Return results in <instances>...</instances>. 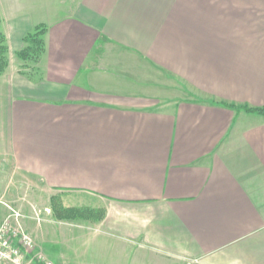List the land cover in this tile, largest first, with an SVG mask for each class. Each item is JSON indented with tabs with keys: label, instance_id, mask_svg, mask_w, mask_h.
Returning <instances> with one entry per match:
<instances>
[{
	"label": "crops",
	"instance_id": "1",
	"mask_svg": "<svg viewBox=\"0 0 264 264\" xmlns=\"http://www.w3.org/2000/svg\"><path fill=\"white\" fill-rule=\"evenodd\" d=\"M0 16V224L33 183L90 212L54 216L76 241L44 244L69 251L54 264H264V0H0Z\"/></svg>",
	"mask_w": 264,
	"mask_h": 264
},
{
	"label": "rangeland",
	"instance_id": "2",
	"mask_svg": "<svg viewBox=\"0 0 264 264\" xmlns=\"http://www.w3.org/2000/svg\"><path fill=\"white\" fill-rule=\"evenodd\" d=\"M4 33V32H3ZM5 35V34H4ZM26 47V45H25ZM24 47V48H25ZM23 50V49H22ZM20 62L24 63V67H33L35 64L34 61H23L18 56L16 58ZM32 78L34 75H30ZM32 188L29 190L31 194H35L34 190H39V197H37V200L35 203H25V202H15L13 203V207L16 208V211H19L22 216L23 220L22 225L27 233H29L34 240L35 249L29 254L28 259L31 261V264H42L39 262H70V253L68 250H63L59 252L60 259L57 260L49 258L48 254H54V249H50V246L46 248V251H44V244L46 242L48 245H54L56 242L60 244H65L67 247H71L72 244L76 243L75 240H72L71 235L69 236H63L62 235V229H70V227L73 225L70 222H64V223H58L55 220L53 212L46 209V207H50L52 205L51 202H49V192H46L41 189L42 186L36 187L35 184L30 185ZM59 201H61V204H63L62 200L59 198ZM5 206V204H3ZM2 205V206H3ZM35 207L36 209L33 210L32 208ZM8 208V207H7ZM11 208L8 209L7 216L11 213ZM6 216V217H7ZM5 217V218H6ZM58 226L59 234L55 235L54 230H56L55 226ZM82 243V242H81ZM92 255V256H91ZM113 256V252L111 254ZM64 256V257H62ZM40 257L43 258V260L39 259ZM36 262V263H34ZM84 262H90L92 264H98L99 262H119L118 260H113V257L108 256L105 259H99L93 257V252H90V257L85 259ZM121 262H124L121 261ZM125 262H133L131 261H125Z\"/></svg>",
	"mask_w": 264,
	"mask_h": 264
},
{
	"label": "built area",
	"instance_id": "3",
	"mask_svg": "<svg viewBox=\"0 0 264 264\" xmlns=\"http://www.w3.org/2000/svg\"><path fill=\"white\" fill-rule=\"evenodd\" d=\"M19 211L11 213L0 224V264H31L28 256L35 249L33 237L22 225ZM39 259L43 260L42 257ZM54 264L53 262H39Z\"/></svg>",
	"mask_w": 264,
	"mask_h": 264
},
{
	"label": "trees",
	"instance_id": "4",
	"mask_svg": "<svg viewBox=\"0 0 264 264\" xmlns=\"http://www.w3.org/2000/svg\"><path fill=\"white\" fill-rule=\"evenodd\" d=\"M45 26L37 27L34 32L29 33L24 38L26 47L17 53V56L23 61H34L38 63L41 55L45 51L44 35L46 34ZM8 44L6 36L2 31V19L0 16V76H2L8 68ZM251 111V110H249ZM251 112H258L264 114V110H252ZM52 208L54 216L58 220H72L80 216H86L89 211L85 210L83 215L79 210L64 208L58 201L52 198Z\"/></svg>",
	"mask_w": 264,
	"mask_h": 264
}]
</instances>
